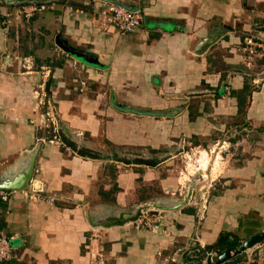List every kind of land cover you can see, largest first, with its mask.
Returning a JSON list of instances; mask_svg holds the SVG:
<instances>
[{
	"label": "crops",
	"instance_id": "1",
	"mask_svg": "<svg viewBox=\"0 0 264 264\" xmlns=\"http://www.w3.org/2000/svg\"><path fill=\"white\" fill-rule=\"evenodd\" d=\"M35 1L53 8L26 23L11 9L27 0H0V186L20 179L30 163V178L59 200L53 207L45 204L46 208L14 193L0 204V230L12 236L11 243L17 248L15 259L0 264H88L91 252L102 249V237L107 238L105 247L110 251L106 253L112 264H170L182 254L190 258L198 247L213 245L222 232L236 235L239 244L263 233L261 157L230 174L220 171L210 179L206 195L198 194L203 187L193 188L185 206L161 212L160 223L149 230L135 231L124 223L101 229L93 239L90 228L146 201L185 195L179 178L170 175L169 165L177 153L183 154L181 142L198 136L200 131L192 126L203 128L200 105L201 99L210 97L208 91L216 97L224 85L230 92L242 88L245 74L240 67L236 69L239 55L235 48L253 24L264 29V23H259L264 0ZM111 1L141 9V27L120 34L113 27L103 33L93 26L89 12ZM6 9L8 18L3 16ZM238 14L242 17H235ZM202 41L209 44L196 51ZM57 42L87 61L62 51ZM250 68L262 75L264 57L258 55ZM258 75L248 84L251 92L242 115L247 130H241V143L252 132L264 135V76ZM126 89L136 92L127 96ZM42 90L58 120L71 133L83 134L80 143L85 147L100 153L105 142H112L118 134L130 136V123L138 124L135 139L115 147L153 157L156 162L144 166L122 163L112 156L106 161L112 165L107 174L105 161L37 142L46 136L38 130L36 104ZM139 93L140 98L146 95L151 100L154 110L130 113L128 97ZM223 95L218 99L224 100ZM114 99L121 102L118 108ZM118 118L116 130L112 123ZM213 181L220 188H211ZM229 182L233 184L230 188ZM200 196L206 204L197 221L194 204ZM243 256H239L241 261Z\"/></svg>",
	"mask_w": 264,
	"mask_h": 264
},
{
	"label": "rangeland",
	"instance_id": "2",
	"mask_svg": "<svg viewBox=\"0 0 264 264\" xmlns=\"http://www.w3.org/2000/svg\"><path fill=\"white\" fill-rule=\"evenodd\" d=\"M31 1H34V0H31ZM237 4L238 2L234 1V5H237ZM236 7H234V13H235ZM235 17L241 18L242 15L238 14V15H235ZM259 23L260 24L264 23V16L260 18ZM249 24H251L250 19L248 20L247 25ZM79 58L80 57L76 59L82 62L81 58L80 59ZM238 62H239V65L238 67H236V69L240 67L239 70L243 71V73L245 74L244 84L251 85V80L254 77H256V75L259 74V71L251 70L250 66L247 67L241 64L240 59H238ZM262 76H264V73L262 75H258V77H262ZM219 85L217 87H219ZM224 86L222 87L220 86L222 90L220 91L221 94L218 93L219 96L213 97V95H211V92H210L212 90H209L208 95L210 97L201 99L203 104L200 106L203 109V117L201 118V121L199 122V124H202L203 128H199L198 126L197 128H195V126H192V129L194 131H200V132L199 134H197L198 136H194V138L190 140L185 139V142L184 140L183 142H181L179 151L180 153H183V154H180L178 156V153L176 152L177 150L175 149L177 156L173 159V161L169 165L168 170H169L170 175H173L176 179L179 178V180L181 181L180 187L182 191H187L189 189V191L191 192L193 188H195V190L197 191L199 187H203V189L200 190L198 194L206 195L208 193L206 188H207V185L209 184L210 179L215 178L217 174L220 173V171L223 170V175L224 174L227 175L228 173L230 174V172H234L235 171L234 169L236 167L242 166V164H245L247 161H251V159H254L256 157H261L264 160L263 132L262 131L252 132L248 135V137L246 138V141L244 140L241 143V135H240L241 130L244 129L243 131H246L247 129L244 123L242 122L243 121L242 115L239 114V112H237V107L235 108L236 105L235 106L233 105V103L236 102V99L229 97L230 90L229 91L227 90L229 92V94H227V91L224 89ZM141 88H144V87H141ZM217 89H215V91H217ZM135 92L136 91L128 90V89L123 90V93L124 94L126 93L127 96ZM140 94L141 93L128 97L130 100L129 104L131 105V107L127 106L128 108L127 107L126 108L129 109L130 113L134 115L140 114V113H147L148 111H150L149 109L151 110L155 109L149 104L151 100H148L145 97L146 95H142V97L140 98L141 96ZM222 95L224 96V100L221 101V99H218V98ZM113 101H114V104L116 105L115 108L116 107L118 108L121 102L119 100L116 101L115 99ZM120 119L123 122H128V120L124 119L123 117H120ZM112 124L117 125L115 128L116 130H119V126H120L119 118L115 120ZM130 124H132V127L130 129L131 130L130 136L128 133L124 135L122 134V136H119L118 134V135H115L116 137L114 138V140H112V142H107V143L105 142L103 145L102 152H100L102 159L100 160L105 161L103 165H105L106 168L109 167L108 170L105 168L107 174L111 173L110 169H112L111 168L112 165L106 164V161L108 159L112 160V156H116V158H127L128 163L133 164V162L130 161L131 157L125 153H122V151H125L127 149L120 148L118 150L115 147L117 145H123L127 143L129 144L133 141V139H135V133L137 132L138 128L141 126L138 124H133V123H130ZM174 126H176V124H174ZM200 129H202V131ZM127 130H129V128L124 127V131H127ZM71 134L73 136L74 141H76V143L80 144V142L81 143L83 142L82 133H81L82 135H80V132L72 131ZM177 140L178 139L175 138L174 144L176 143ZM256 142H258V144ZM44 148L48 150L54 149L50 146H45ZM113 152H116V155L112 154ZM130 152L138 153L135 151H130ZM171 154L168 156H171ZM141 156L145 158L148 163L154 164L156 162V160H154L153 157L149 158L142 154ZM114 158L115 157H113V159ZM118 161H116V163ZM263 166H264V163H263ZM209 172H210V176H209ZM261 173H262V170H259L257 173L258 176L261 175ZM198 179L200 182L197 183L198 186L195 187L194 182H197ZM215 183H216L215 181L211 183V188H214L215 186L220 188L219 187L220 185L218 184L216 185ZM231 186H233V184L229 182L227 187L230 188ZM217 187L215 188L216 191H218ZM44 192L46 194L52 195L51 193L46 191V189L44 190ZM147 202L149 201H146L142 204H146ZM39 203H41V205H45L42 202H39ZM205 204H206V198H205ZM98 234L99 232H96L94 237L97 238ZM106 239H107L106 237L105 238L102 237V239H100L102 249L99 250L98 252L96 251V253H94L93 251L92 252L89 251V249L87 250L88 253L91 252L92 254H94V257L92 259L89 256L88 264H112V260L110 256L107 255V253L110 250L109 248L105 247L106 246L105 243H107ZM94 246H96V244H94ZM102 253L103 254L105 253L104 257L102 256ZM182 255L179 257L180 259L178 258V260L175 261V263H170V264H184V263L185 264H196L195 258H193L194 256L188 258L187 255L186 256H182Z\"/></svg>",
	"mask_w": 264,
	"mask_h": 264
},
{
	"label": "built area",
	"instance_id": "3",
	"mask_svg": "<svg viewBox=\"0 0 264 264\" xmlns=\"http://www.w3.org/2000/svg\"><path fill=\"white\" fill-rule=\"evenodd\" d=\"M52 8V4L30 2L22 5L17 4L13 6L11 10H13V12L21 20L27 23ZM89 14L90 23L93 26H96L103 33H107L108 28L113 27L120 34H131L135 30L139 29L141 27L143 16L142 10L138 7L129 8L127 5L113 1L105 3L97 10H91ZM3 16L8 18L10 16V12L6 9ZM261 30L262 29H260L256 24H253L249 30L241 34L238 46L235 48L239 55L241 64L247 67H251L253 65V62L258 55L264 57V33ZM224 89L227 91V86H224ZM51 104L52 103L48 99L46 93L42 90L37 97L36 104L39 115L38 130L43 131L46 136L37 138V142L41 144L49 143L56 148L65 147L57 135L59 120L57 118L56 111ZM14 193H18L28 202H42L49 207H53L59 200L58 197L53 194H46L42 188V184L39 181L30 178L22 190L0 189V204L7 203L9 197ZM191 193L192 191L190 192L188 200L192 196ZM198 200L199 201L194 204L196 209L193 214L197 221L202 218L201 215L205 211V198L200 196ZM161 212L163 211L153 208H144L139 212L134 222H127L126 224H129L135 231L145 229L149 230L154 225H158L160 223L158 215ZM101 229L102 228L100 227L90 228V233L93 236V239H95V233L99 232ZM11 239L12 236H7L0 230V263H9V261L17 257V248L12 245ZM198 248L202 249L200 247ZM243 254L244 256L242 261L235 262L234 264H264V241L245 251ZM93 257L94 254L91 253L90 258L92 259ZM214 258L215 254L210 252L206 253L202 264H206L207 260L211 263Z\"/></svg>",
	"mask_w": 264,
	"mask_h": 264
},
{
	"label": "water",
	"instance_id": "4",
	"mask_svg": "<svg viewBox=\"0 0 264 264\" xmlns=\"http://www.w3.org/2000/svg\"><path fill=\"white\" fill-rule=\"evenodd\" d=\"M39 3V2H38ZM48 3V2H47ZM46 4V3H43ZM264 33V29L261 30ZM57 39V37H56ZM209 43L207 41H202L199 43L197 48H195L196 51L201 50L202 48H205ZM60 49L68 54L73 55L74 57L78 58L80 57L82 61H87L84 59L83 55H80V53H75L73 49L64 46L60 42H57V44ZM79 58V59H80ZM57 135L63 145L71 150L73 154H75L78 157L81 158H88V159H102L100 153L91 150L87 147H85L83 144H78L76 141H74L73 136L71 132L68 130V128L61 122L59 121V126L57 130ZM122 153L127 154L128 156L131 157L130 161L133 162V164H138V165H144V166H149L150 164L146 161L145 158L141 156L140 153H134V152H128V151H122ZM120 159V162L122 163H128L127 158H118ZM27 172L20 178L16 179L14 182H11L6 185L0 186V189H14V190H22L25 186L28 180L30 179L31 176V168H30V163L27 166ZM262 177L264 179V171L262 173ZM190 196V191L189 189L186 191L185 195L178 199V198H173L170 200H157V201H149L146 204L138 205L135 210L128 212H119L118 215L115 217H108L105 219V223H100L99 225H94V227H100L102 229H108L112 227H118L123 225L124 223H131L134 222L139 214V212L144 209V208H153L161 211H170L174 209H177L179 207L185 206L188 198ZM264 241V232L260 234L253 235L246 240H244L240 245H238L235 249L233 250H226L223 253L219 255H215L214 260L210 263L209 260L206 261V264H227L232 261L239 255L243 254L245 251L251 249L257 244H260L261 242Z\"/></svg>",
	"mask_w": 264,
	"mask_h": 264
},
{
	"label": "trees",
	"instance_id": "5",
	"mask_svg": "<svg viewBox=\"0 0 264 264\" xmlns=\"http://www.w3.org/2000/svg\"><path fill=\"white\" fill-rule=\"evenodd\" d=\"M32 2L31 0H27L26 3ZM33 2H36L35 0ZM251 89L247 84H243L242 88L237 91H231L230 96L234 97L236 99V107H237V112L239 114L243 115L244 114V108H246V103L247 99L250 96ZM239 244V239L237 238L236 235L232 233H227V232H222L215 243L209 247H205L202 249L197 248L196 252L194 251L193 256H195V261L197 264H200L202 259L205 257L206 253H213L215 255H219L223 253L226 250H233L235 249ZM241 260L239 259V256H237L234 261L230 262L235 263V262H240ZM229 264V263H227Z\"/></svg>",
	"mask_w": 264,
	"mask_h": 264
}]
</instances>
